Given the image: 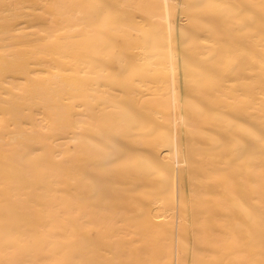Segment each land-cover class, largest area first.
Instances as JSON below:
<instances>
[{
	"label": "bare ground",
	"instance_id": "1",
	"mask_svg": "<svg viewBox=\"0 0 264 264\" xmlns=\"http://www.w3.org/2000/svg\"><path fill=\"white\" fill-rule=\"evenodd\" d=\"M0 264H264V0H0Z\"/></svg>",
	"mask_w": 264,
	"mask_h": 264
}]
</instances>
